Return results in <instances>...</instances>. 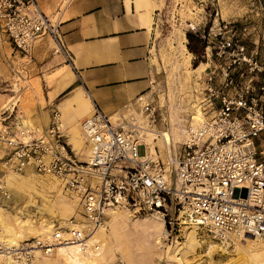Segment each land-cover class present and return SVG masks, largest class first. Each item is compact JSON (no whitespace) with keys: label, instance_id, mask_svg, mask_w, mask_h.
Returning a JSON list of instances; mask_svg holds the SVG:
<instances>
[{"label":"built area","instance_id":"1","mask_svg":"<svg viewBox=\"0 0 264 264\" xmlns=\"http://www.w3.org/2000/svg\"><path fill=\"white\" fill-rule=\"evenodd\" d=\"M233 27L215 18L202 34L211 60L197 79L204 93L199 104L210 115H188L177 128L181 139L167 141L163 130L156 131L157 119L167 131L168 121L185 117L169 115L167 100L156 99L153 90L137 97L138 113L114 117L92 104L78 123L87 146L83 159L67 141L58 107L45 127L3 123L0 151L6 167L59 177L79 209L42 235L11 243L0 236V254L12 264H38L61 245L93 255L100 245L93 234L107 228L109 211L117 207L157 213L169 224L205 226L225 245L246 237L264 244V62L247 52ZM0 30L23 55L38 37L48 36L52 52L71 64L58 22L37 0H0ZM150 132L153 141L161 136L164 159L149 154ZM153 148L160 150L156 143Z\"/></svg>","mask_w":264,"mask_h":264},{"label":"rangeland","instance_id":"2","mask_svg":"<svg viewBox=\"0 0 264 264\" xmlns=\"http://www.w3.org/2000/svg\"><path fill=\"white\" fill-rule=\"evenodd\" d=\"M255 5L256 0H164L155 20L160 31L158 47L165 71L163 79L156 82L153 89L154 97L167 100L169 115H183L185 119H171L167 131V125L157 119L156 131L163 130V137L168 134L169 140L181 139L183 135L177 128L189 120L188 115H210V110L204 112L199 104L203 91L194 86L198 77L203 75L205 62L211 58L205 54V45L195 52L188 48L186 31L197 32L204 40L202 34L209 31L215 18L235 19L231 32L245 43H251L257 33L255 19L260 15ZM25 59L0 30V127L13 120L40 127V110L45 101L41 93L38 98L34 79L24 65ZM78 102L80 100H76L77 105ZM38 103L42 106L39 107ZM59 109L66 132V128L72 125L66 126L64 110ZM91 111L92 107L74 121L78 131L79 120ZM153 135L155 133H148L146 140ZM79 140L82 145L80 136ZM154 143L160 146L155 155L164 159L161 136L150 143L152 148ZM143 151L144 146L139 145V154ZM77 152L80 154V150ZM77 156L83 159L85 153ZM78 209L76 196L64 187L59 177L37 173L30 168L12 171L6 167L0 151V236L4 240L17 242L47 233L53 223H65L70 215L77 214ZM93 238L99 240V249L93 255L83 254V258L93 260L85 261L86 264H264V244L257 240L242 243L235 239L225 245L205 226L169 224L157 213L124 207L109 211L107 228L99 230ZM8 261L0 256V264H12ZM38 264L77 262L55 250L53 254L40 258Z\"/></svg>","mask_w":264,"mask_h":264},{"label":"crops","instance_id":"3","mask_svg":"<svg viewBox=\"0 0 264 264\" xmlns=\"http://www.w3.org/2000/svg\"><path fill=\"white\" fill-rule=\"evenodd\" d=\"M263 1L256 0L255 5L260 10L255 19L256 37L246 43L247 52L259 62H264ZM37 2L49 17L58 22L72 55L71 64L64 62L60 55L52 52L53 42L48 36L38 37L28 54L23 55L38 98L41 93L45 101L40 110V126L48 124L53 107L63 109L66 126L72 125L64 133L67 141L73 148L75 144L80 148L78 126L74 121L87 114L92 104L110 115L138 113L137 97L150 94L156 82L163 79L165 66L158 47L160 31L155 19L164 0ZM234 20L226 19L236 24ZM209 61L205 62L204 71ZM235 75L241 76L238 71ZM255 84L258 81L255 80ZM194 87L201 89L202 85L197 81ZM70 92L69 96H64ZM76 100H80L78 105ZM219 104L216 100L214 107Z\"/></svg>","mask_w":264,"mask_h":264},{"label":"bare ground","instance_id":"4","mask_svg":"<svg viewBox=\"0 0 264 264\" xmlns=\"http://www.w3.org/2000/svg\"><path fill=\"white\" fill-rule=\"evenodd\" d=\"M88 99V98H87ZM198 117H200V116H198ZM64 131H65V129H64ZM65 133V132H64ZM79 133H80V131H78V135H79ZM80 139L82 140V145L80 144V148H78L79 147V145L78 144H75V143H73V144H75L74 145V148L76 149H74L72 146V149L74 150V152L76 153V154H78V155H82V154H84V153H86L87 152V146H86V144H85V142H84V139L82 138V135H81V133H80ZM154 136V135H153ZM163 138H166V140L168 141L169 140V135L168 134H164V137ZM146 141H148V142H150L151 144H152V142H153V140H152V138H149V139H147ZM76 142V141H75ZM80 143V142H79ZM70 144V143H69ZM72 144V143H71ZM80 150V154L77 152V151H79ZM149 154L150 155H153V156H155V154H157L156 152H154V150H153V148L152 147H150V150H149ZM115 210V209H114ZM112 211V210H111ZM99 231V230H98ZM98 231H96L94 234H93V236H95V234L98 232ZM92 236V237H93ZM92 237H91V239H92ZM12 240V239H11ZM246 240H254V239H252L251 237H246L245 239H242L241 240V242L242 243H245L246 242ZM7 242H9V243H11L8 239L6 240ZM55 250H58L59 252H61V253H63L64 254V256H66V257H68L70 260H72V261H74L75 263L77 262V264H86V262L85 261H93V260H89V259H85V258H83L82 256H83V254L84 253H82L81 251H79L78 250V248H77V246L76 245H61V246H57L56 248H55ZM0 256H2V254H0ZM9 261L8 262H10L11 263V259L10 258H7ZM78 260H81L82 262H80V261H78ZM95 260V259H94ZM84 261V262H83Z\"/></svg>","mask_w":264,"mask_h":264},{"label":"trees","instance_id":"5","mask_svg":"<svg viewBox=\"0 0 264 264\" xmlns=\"http://www.w3.org/2000/svg\"><path fill=\"white\" fill-rule=\"evenodd\" d=\"M198 34L199 33L197 32L186 31V36L188 38L187 46L192 52H195L198 48L203 47L205 45V41L201 37H199ZM196 64L197 62H194V65Z\"/></svg>","mask_w":264,"mask_h":264}]
</instances>
